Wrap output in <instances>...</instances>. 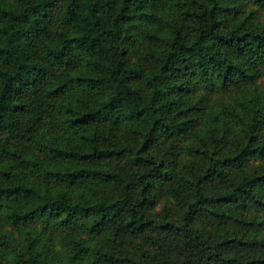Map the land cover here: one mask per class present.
Returning <instances> with one entry per match:
<instances>
[{"label":"trees","instance_id":"16d2710c","mask_svg":"<svg viewBox=\"0 0 264 264\" xmlns=\"http://www.w3.org/2000/svg\"><path fill=\"white\" fill-rule=\"evenodd\" d=\"M261 9L0 0V264H264Z\"/></svg>","mask_w":264,"mask_h":264},{"label":"rangeland","instance_id":"374dc122","mask_svg":"<svg viewBox=\"0 0 264 264\" xmlns=\"http://www.w3.org/2000/svg\"><path fill=\"white\" fill-rule=\"evenodd\" d=\"M160 9V8H159ZM261 17L264 18V9L260 10ZM138 37L131 42L130 55L134 60H140L142 64H145L144 51L145 48L151 44V40L145 35V33L140 30L138 32ZM163 202L157 205V209H160Z\"/></svg>","mask_w":264,"mask_h":264}]
</instances>
